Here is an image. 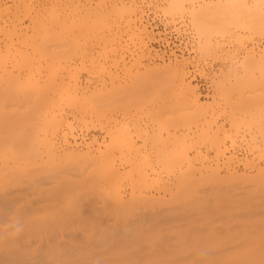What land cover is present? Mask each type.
Listing matches in <instances>:
<instances>
[{
	"label": "bare ground",
	"instance_id": "6f19581e",
	"mask_svg": "<svg viewBox=\"0 0 264 264\" xmlns=\"http://www.w3.org/2000/svg\"><path fill=\"white\" fill-rule=\"evenodd\" d=\"M0 264H264V0H0Z\"/></svg>",
	"mask_w": 264,
	"mask_h": 264
},
{
	"label": "rangeland",
	"instance_id": "374dc122",
	"mask_svg": "<svg viewBox=\"0 0 264 264\" xmlns=\"http://www.w3.org/2000/svg\"><path fill=\"white\" fill-rule=\"evenodd\" d=\"M152 16V15H151ZM157 17H156V26H155V32L156 33H165V31H164V29L165 28H167V30H166V35L163 37L165 40H167V43L169 44V46H167V43H165V40H162V41H160V42H152L151 43V47L155 50V51H157L158 53H160V54H164L165 56L167 55V54H169V52H170V49H173V50H179V51H177V54H181V52L180 51H182L183 53H185V55H187V53H188V51H187V47H185L186 45V42H187V38H186V35L183 33V32H180V33H176L175 31H174V28H179V30L182 28V27H180V26H182V23L179 21V20H175V22L173 21L172 22V24H174V23H177V27H174V25H171V26H169L170 24H171V20H170V22H168L169 23V25H167L168 27H165V23L166 22H164V18H163V16H162V13L160 12V13H157V15H156ZM162 19V20H161ZM163 22H164V24H163ZM173 26V27H172ZM179 26V27H178ZM170 27V28H169ZM181 31V30H180ZM188 46V48H189V45H187ZM176 47V48H175ZM178 48V49H177ZM221 61V62H220ZM222 63V64H221ZM202 65V66H201ZM223 66V62H222V60L221 59H215L214 57H210V58H207V59H205V61H203L202 60V62L200 63V68L202 69V68H205V69H202L203 71H205L204 73L206 74V76H199V75H196L195 76V78H194V84L195 85H197L198 86V90H199V92L201 93V95L204 97V96H207V95H211L212 94V87H209V86H211L210 84H211V81L209 80V74H211V73H213V72H215V71H217V69H220V67H222ZM207 72V73H206ZM208 74V75H207ZM208 76V77H207ZM208 78V79H207ZM148 81H150V80H148ZM147 81V82H148ZM149 83V82H148ZM145 84V83H144ZM147 84V83H146ZM144 85L145 87H141L140 89H139V91L141 92H143V91H150L151 89H149V87L151 86V84L153 85V82H150V85L148 86V85ZM148 86V87H147ZM156 86V85H155ZM142 88H143V90H142ZM154 87H152V89H153ZM156 88H157V86H156ZM153 89L152 91H150L151 93L152 92H155V91H157L158 89ZM146 89V90H145ZM155 90V91H154ZM211 90V91H210ZM148 91L146 92V93H148ZM144 92V93H145ZM209 92V93H208ZM259 93H260V91H259ZM149 94V93H148ZM207 94V95H206ZM261 94V93H260ZM226 116H224V117H222V118H225ZM97 133V132H96ZM98 134V133H97ZM240 149V152H238L239 154L241 153V154H244L245 152H246V147H240L239 148ZM245 151V152H244ZM240 154V155H241ZM256 157L259 155V153L258 152H256L255 154H254Z\"/></svg>",
	"mask_w": 264,
	"mask_h": 264
}]
</instances>
